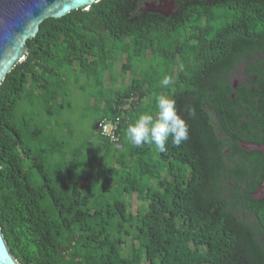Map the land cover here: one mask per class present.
<instances>
[{"label": "trees", "instance_id": "obj_1", "mask_svg": "<svg viewBox=\"0 0 264 264\" xmlns=\"http://www.w3.org/2000/svg\"><path fill=\"white\" fill-rule=\"evenodd\" d=\"M132 2L100 0L43 20L0 84V228L10 251L20 264H255L247 226L221 200L223 161L219 146L210 147L204 108L210 95L194 67L213 46L196 48L188 23L133 14ZM122 54L128 81L106 84ZM82 76L96 87L88 106L96 112L83 109L81 129L88 120L91 128L75 140L72 121L60 118L76 111L73 86ZM160 95L175 100L188 139L179 147L169 139L165 152L130 144L128 124L155 114ZM117 116L111 142L98 122ZM131 194L146 203L136 214L125 200Z\"/></svg>", "mask_w": 264, "mask_h": 264}, {"label": "flooded vegetation", "instance_id": "obj_2", "mask_svg": "<svg viewBox=\"0 0 264 264\" xmlns=\"http://www.w3.org/2000/svg\"><path fill=\"white\" fill-rule=\"evenodd\" d=\"M132 4L133 14L188 23L196 48L203 40L213 46L212 52H202L210 58L196 59L194 67L203 72L201 89L210 95L204 108L213 126L210 147L219 146L223 161L216 167L219 193L221 200L231 201L227 207L247 226L242 236L250 241L254 263L264 264V0H133ZM236 198L240 202L234 207Z\"/></svg>", "mask_w": 264, "mask_h": 264}, {"label": "water", "instance_id": "obj_3", "mask_svg": "<svg viewBox=\"0 0 264 264\" xmlns=\"http://www.w3.org/2000/svg\"><path fill=\"white\" fill-rule=\"evenodd\" d=\"M98 1L0 0V84L7 73L25 58L27 40L36 35L43 20L60 18L77 9L86 10ZM0 264H20L10 251L1 228Z\"/></svg>", "mask_w": 264, "mask_h": 264}, {"label": "clouds", "instance_id": "obj_4", "mask_svg": "<svg viewBox=\"0 0 264 264\" xmlns=\"http://www.w3.org/2000/svg\"><path fill=\"white\" fill-rule=\"evenodd\" d=\"M173 80L169 75L163 76L160 85L167 88ZM156 111L141 113L134 122L128 124L125 130L127 141L137 147L154 145L160 152H165L166 144L171 139L172 145L179 147L188 139V126L183 118L178 115L176 102L165 95L156 97ZM188 114L195 115V110L188 107Z\"/></svg>", "mask_w": 264, "mask_h": 264}, {"label": "rangeland", "instance_id": "obj_5", "mask_svg": "<svg viewBox=\"0 0 264 264\" xmlns=\"http://www.w3.org/2000/svg\"><path fill=\"white\" fill-rule=\"evenodd\" d=\"M125 61V55L122 54L120 57H118L115 60L114 66L111 69L110 73H107L104 77L105 83L108 84L110 78L113 80L112 84L114 87L121 85L122 81L126 82L128 81L130 75L128 73L122 72L123 68V62ZM97 93L96 87L93 83L92 79H87L85 76H82L80 78L79 83L75 84L73 86V94H72V103L75 106L76 111L71 114V113H66L60 118L61 122H67V121H72L71 125V130L73 131L74 135L73 138L75 140H78L82 133V137L86 134L87 130H90L91 128V123L90 120H88V128L85 127L83 129L81 124H80V116L81 113L83 112V109L85 107L90 109V112L93 114L96 112V109H93L88 107L92 106V104L95 102L94 100V94ZM85 108V111L88 110ZM90 125V126H89ZM68 129L67 126L64 125L61 128L60 135H67ZM125 200L129 204V210L133 213L136 214L137 209H142L143 207L145 208L146 203L143 202L140 198L137 197L136 194H131L128 196H125ZM142 264H148L146 261H143Z\"/></svg>", "mask_w": 264, "mask_h": 264}, {"label": "built area", "instance_id": "obj_6", "mask_svg": "<svg viewBox=\"0 0 264 264\" xmlns=\"http://www.w3.org/2000/svg\"><path fill=\"white\" fill-rule=\"evenodd\" d=\"M120 122V117L115 119L103 118L98 122V129L101 136L108 138L111 142L118 140L117 130Z\"/></svg>", "mask_w": 264, "mask_h": 264}]
</instances>
